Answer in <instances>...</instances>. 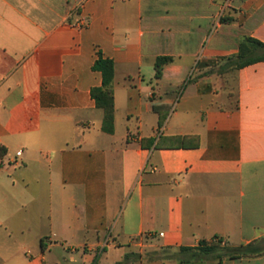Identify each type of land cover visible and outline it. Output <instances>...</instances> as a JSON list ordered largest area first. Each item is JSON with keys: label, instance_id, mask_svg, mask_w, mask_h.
Returning a JSON list of instances; mask_svg holds the SVG:
<instances>
[{"label": "crops", "instance_id": "0c3cea01", "mask_svg": "<svg viewBox=\"0 0 264 264\" xmlns=\"http://www.w3.org/2000/svg\"><path fill=\"white\" fill-rule=\"evenodd\" d=\"M250 40L264 0H0V264H264ZM99 55L112 134L90 97Z\"/></svg>", "mask_w": 264, "mask_h": 264}, {"label": "trees", "instance_id": "16d2710c", "mask_svg": "<svg viewBox=\"0 0 264 264\" xmlns=\"http://www.w3.org/2000/svg\"><path fill=\"white\" fill-rule=\"evenodd\" d=\"M252 44L256 47L264 48V43H260L256 40H250ZM237 63L236 66H241L244 64H249L258 60L264 59L256 58L252 60H243V55L240 53L237 56ZM171 61L169 57H158L155 61V71H156V78L161 76L162 67L164 64H167ZM93 71H97L101 74V85L98 87H93L90 90V97L95 103L96 108L101 109L103 112V119H102V131L107 134H112L114 132V101H113V89L112 83L114 78V63L112 60L103 58L100 55L95 60L92 66ZM5 151L3 147H0V159L4 156ZM203 244V243H202ZM217 247L213 248H204L203 251H213ZM223 254H228L229 256H249L259 254L261 249L258 245H246L236 249H229L224 248ZM95 262V260H94Z\"/></svg>", "mask_w": 264, "mask_h": 264}, {"label": "built area", "instance_id": "2783aa9c", "mask_svg": "<svg viewBox=\"0 0 264 264\" xmlns=\"http://www.w3.org/2000/svg\"><path fill=\"white\" fill-rule=\"evenodd\" d=\"M21 155V151H18L16 153V157H19ZM15 162V161H14ZM210 244L212 245H222L223 242L219 239V238H213L211 241H210Z\"/></svg>", "mask_w": 264, "mask_h": 264}, {"label": "rangeland", "instance_id": "374dc122", "mask_svg": "<svg viewBox=\"0 0 264 264\" xmlns=\"http://www.w3.org/2000/svg\"><path fill=\"white\" fill-rule=\"evenodd\" d=\"M235 63H236V62H235ZM222 248H223V247H222ZM222 248H220V251H221V252H222V250H223Z\"/></svg>", "mask_w": 264, "mask_h": 264}]
</instances>
